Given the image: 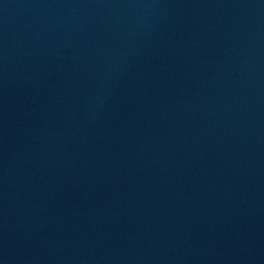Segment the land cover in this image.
Instances as JSON below:
<instances>
[{"label":"water","instance_id":"water-1","mask_svg":"<svg viewBox=\"0 0 264 264\" xmlns=\"http://www.w3.org/2000/svg\"><path fill=\"white\" fill-rule=\"evenodd\" d=\"M0 264H264V0H0Z\"/></svg>","mask_w":264,"mask_h":264}]
</instances>
